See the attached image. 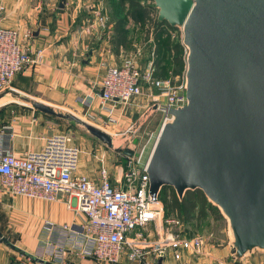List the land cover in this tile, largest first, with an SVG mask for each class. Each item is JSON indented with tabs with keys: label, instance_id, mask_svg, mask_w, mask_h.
Returning <instances> with one entry per match:
<instances>
[{
	"label": "water",
	"instance_id": "obj_1",
	"mask_svg": "<svg viewBox=\"0 0 264 264\" xmlns=\"http://www.w3.org/2000/svg\"><path fill=\"white\" fill-rule=\"evenodd\" d=\"M153 1L160 21L183 27L188 101L168 109L148 161L149 194L158 200L169 186L182 200L203 191L227 219L230 259L241 263L264 252V0ZM23 99L113 147L106 131L76 114Z\"/></svg>",
	"mask_w": 264,
	"mask_h": 264
},
{
	"label": "built area",
	"instance_id": "obj_2",
	"mask_svg": "<svg viewBox=\"0 0 264 264\" xmlns=\"http://www.w3.org/2000/svg\"><path fill=\"white\" fill-rule=\"evenodd\" d=\"M88 8L94 16L84 23V30L100 35L108 29L109 14L101 4L89 5ZM169 28L173 37L179 35L183 38L181 25ZM31 37V30L22 37L17 28L0 27V93L14 89L12 81L19 71L44 60L43 49L32 55L24 45L23 38ZM104 52L114 56L110 47ZM123 52L118 63L107 62L106 53L101 57L106 70L99 93L95 94L100 97L99 113L105 115L109 122L117 124L120 119L114 117L116 113L122 117L138 105L145 106L146 111H154L156 107L164 113L165 123L171 118L168 109L187 104L186 78L183 76L178 81L159 78L153 58H147L143 63L142 49ZM93 101L94 95L83 99L87 105L84 114L90 119L86 121L95 125L91 121L96 120L98 115L92 112ZM132 128L133 125L122 132L101 129L114 137L126 136ZM11 136L0 135L1 185L13 195L48 202L64 201L68 208L81 215L80 221L61 226L50 223L49 226L59 230L61 236L84 255L110 264H182L183 250L200 253L204 249L205 238L199 234L192 237L176 235L163 243L152 241L145 232L160 213L155 207L160 200L149 194L150 178L147 173L157 139L147 161L140 166L133 164L135 154L130 149L131 155H123L131 160L129 167H118L113 174L108 158L102 155L98 157L97 172L89 175L79 171L81 149L67 132L46 137L39 150H30L21 156L15 155L10 144L5 142V138L8 140ZM144 152L142 150L136 159L139 163ZM61 251L49 249L48 253L60 255Z\"/></svg>",
	"mask_w": 264,
	"mask_h": 264
},
{
	"label": "crops",
	"instance_id": "obj_3",
	"mask_svg": "<svg viewBox=\"0 0 264 264\" xmlns=\"http://www.w3.org/2000/svg\"><path fill=\"white\" fill-rule=\"evenodd\" d=\"M61 1L0 0V7H3L0 11V27L17 28L22 37L31 30L32 37L23 38L24 45L32 55L38 49H43L45 55L41 63L30 64L19 71L12 81V87L52 107L62 106L82 114L87 110L83 99L94 95L92 112L98 115L94 120L96 126H102L103 129L109 127L113 130L109 132L125 131L133 125L131 118L134 113L147 112L145 106L138 105L122 117L116 113L114 117L120 120L117 124L111 123L105 115L99 113L100 97L99 94L95 95L99 93L106 70L101 57L107 54V62L118 63L125 46L118 48L115 44L112 21L100 35L84 30V23L94 16L90 10L86 13L85 6L97 1L96 5H100V0H66L64 8L59 7ZM110 12L113 20V12ZM108 47L112 48L114 56L104 52ZM14 99L11 93H7L0 98V104ZM57 132L53 115L25 104L0 106V135H12L8 140L5 138V142L10 144L17 156L30 150H39L45 138ZM98 157L94 160V167L91 165L79 171L94 175L99 166ZM71 212L75 216H71ZM81 219L82 216L68 208L64 201L48 202L13 195L0 182V264H110L84 255L73 248L59 230L49 226L50 223L58 226L71 224ZM49 249L62 251L60 255H51ZM242 262L237 264H246ZM181 263L233 262L228 245L207 249L206 255L202 257L192 250H183Z\"/></svg>",
	"mask_w": 264,
	"mask_h": 264
},
{
	"label": "rangeland",
	"instance_id": "obj_4",
	"mask_svg": "<svg viewBox=\"0 0 264 264\" xmlns=\"http://www.w3.org/2000/svg\"><path fill=\"white\" fill-rule=\"evenodd\" d=\"M118 1L120 2V0H116V7L112 6L110 0H100L99 4L104 6V9L107 10L109 14L107 25H109V22L112 21L111 23H113V27L118 17L123 21V27L126 31L128 43V46L125 47V51H131L138 48L142 49V61H145L147 58H153L157 67V74L159 78H171L178 81L179 79H182L183 76L185 77L186 69L181 73L177 72L174 49L175 44L180 42L184 46L181 55H184L186 58L188 49L182 43L183 38H181L179 35L173 37V32H170L171 28H168L165 35L158 41L154 38V20L158 17L159 9L156 7L157 11L154 12L151 18L145 23L137 24L134 23L130 18L127 19L125 17L126 10L124 5L119 7ZM147 2L151 3L152 1ZM96 3L98 4V1L91 3L89 2L88 4L92 6L93 4L96 5ZM152 3L155 4L154 1ZM88 6H85L86 13H89L90 10ZM110 11L113 12V20L111 19ZM117 14L118 17H116ZM121 54H124V52ZM10 90L12 89H9L7 93H11L16 99L2 103L0 106L22 104L32 106L30 102H27L23 99V97L27 95H24L19 91L18 92L20 94L15 95ZM53 108L63 113H74L84 120H90L85 116L84 113L82 114L79 111L76 112L62 106H53ZM53 119L55 120L56 127L58 128L57 133L67 132L71 134L73 136L74 143L80 147V171H84L86 167L91 165L94 167V160H97L98 156L105 155L108 158V166L111 170V173L115 174L118 167L119 169H125L130 165L129 162L131 160H128L123 156L126 154L124 152L126 149H131L134 151L135 157L133 164L140 166L147 161L150 151L152 150L158 134L162 129L165 115L160 110H148L146 113L140 112L138 114L134 113L133 117L131 118L133 122V128L131 132L127 133L126 136H114L120 139L121 143L114 145L113 136L108 133L111 136L113 147L107 146L99 138L92 135L86 127L74 120L55 116H53ZM91 122L94 124L96 123L95 121ZM100 127L102 128V126ZM105 130L113 131L109 127ZM142 150L145 152L142 161L139 163L136 159L140 156ZM167 192H170V190H167ZM159 200L160 202L155 206L160 210V213L157 215L158 218L156 221L148 225L145 230L146 234L150 236L152 241L167 243L168 240L172 239L176 235L192 237L199 234L205 238L204 249L200 253H197L200 257L206 255L207 249H219L223 246L229 245L228 243L230 238L228 221L222 213L221 216H217L214 211L209 209L207 212V217L202 219L199 218L197 214H195L193 218L187 221L175 213L167 211L164 202L160 199V196ZM73 212H71V216H75ZM243 262L246 264H264V252L256 251V253H254L252 256L246 257Z\"/></svg>",
	"mask_w": 264,
	"mask_h": 264
},
{
	"label": "trees",
	"instance_id": "obj_5",
	"mask_svg": "<svg viewBox=\"0 0 264 264\" xmlns=\"http://www.w3.org/2000/svg\"><path fill=\"white\" fill-rule=\"evenodd\" d=\"M147 1L153 0H120L118 1L119 7L124 5L125 17L131 19L134 23H145L151 18L154 12L157 11L155 4L148 3ZM112 6L116 7V0H110ZM118 17V14L116 15ZM154 38L155 40L161 39L167 29L171 25L166 21H160L157 18L154 20ZM115 31V44L118 48L123 46L127 47V35L123 27V21L118 17L117 21L113 25ZM175 64L177 72L181 73L186 69V58L181 55L184 46L179 42L175 44ZM158 65V64H157ZM159 66V65H158ZM158 76V74H157ZM170 190V192H167ZM160 199L164 202L167 211L175 213L176 215L189 221L197 214L199 218L207 217L209 209L214 211L217 216H221L219 208L208 201L207 197L200 189L189 190L186 192L183 199H179L174 188L165 186L160 192Z\"/></svg>",
	"mask_w": 264,
	"mask_h": 264
},
{
	"label": "bare ground",
	"instance_id": "obj_6",
	"mask_svg": "<svg viewBox=\"0 0 264 264\" xmlns=\"http://www.w3.org/2000/svg\"><path fill=\"white\" fill-rule=\"evenodd\" d=\"M113 142H114V145H117V144L121 143V140L118 139L117 137H113Z\"/></svg>",
	"mask_w": 264,
	"mask_h": 264
}]
</instances>
